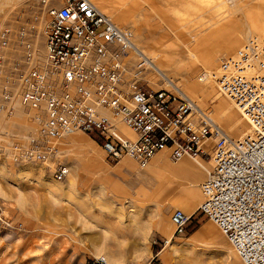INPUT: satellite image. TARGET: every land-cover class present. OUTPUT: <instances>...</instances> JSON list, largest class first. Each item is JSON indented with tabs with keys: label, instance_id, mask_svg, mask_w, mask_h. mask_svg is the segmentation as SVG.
Here are the masks:
<instances>
[{
	"label": "rangeland",
	"instance_id": "374dc122",
	"mask_svg": "<svg viewBox=\"0 0 264 264\" xmlns=\"http://www.w3.org/2000/svg\"><path fill=\"white\" fill-rule=\"evenodd\" d=\"M92 1L115 24L131 31L151 62L198 108L209 111L225 135L231 134L227 125L234 127L232 138L248 131L245 118L208 75L249 37L264 35V0ZM39 10V0H0V31L24 29L41 58L47 18L35 15ZM148 73L155 87L145 80L147 87L173 91L160 75L150 69ZM193 84L203 96L189 91ZM16 108L9 120L0 114V219L22 227L0 221V264H84L98 256L109 264H242L218 227L198 209L203 200L199 185L213 167L208 154L201 157L205 170L187 168L180 174L195 179L198 196L187 230L178 237L170 217L175 209H185L177 202L160 206V225L153 218L159 208L151 197L156 180L148 175L153 162L145 170L127 159L119 161L128 162L124 167L110 163L96 142L75 133L62 140L56 157L69 169L61 181L44 166L12 163L10 144L25 141L32 130L25 112ZM217 110L223 114L221 121L215 117ZM122 130L133 136L126 127ZM184 159L193 162L184 156L178 161L167 158L166 163L178 167ZM171 197L182 199L183 190L165 193L161 202Z\"/></svg>",
	"mask_w": 264,
	"mask_h": 264
},
{
	"label": "built area",
	"instance_id": "2783aa9c",
	"mask_svg": "<svg viewBox=\"0 0 264 264\" xmlns=\"http://www.w3.org/2000/svg\"><path fill=\"white\" fill-rule=\"evenodd\" d=\"M39 6L35 15L47 18L41 58L24 29L0 31V114L11 119L17 102L32 125L25 141L10 144L9 160L44 166L61 181L69 169L56 157L62 140L75 133L95 135L110 163L127 159L139 170L163 150L171 161L208 154L213 167L199 185V211L242 264H264V35L249 37L208 75L248 124L232 139L184 94L147 87V61L131 31L92 0H39ZM208 138L210 154L201 145ZM190 218L172 212L175 236L185 234ZM84 264L109 263L98 256Z\"/></svg>",
	"mask_w": 264,
	"mask_h": 264
},
{
	"label": "crops",
	"instance_id": "0c3cea01",
	"mask_svg": "<svg viewBox=\"0 0 264 264\" xmlns=\"http://www.w3.org/2000/svg\"><path fill=\"white\" fill-rule=\"evenodd\" d=\"M224 46H226V44ZM152 75H153L152 73L147 74V79H148L147 81L150 83L151 87H155L153 82H152V80H154L152 78ZM226 130H228V132L231 133V134L228 133L230 136L231 135L234 136L236 134L233 132L232 129H226ZM127 135L129 137H134L130 134H127ZM85 136L88 139H90L92 142L95 143V141H93V139L90 136H87V135H85ZM210 147L211 146L209 145V149H210ZM154 158L151 161L153 163H152V166L150 169L151 172L149 171L148 175H150L152 178H155V180H156L155 181L156 184L154 185L155 188H154V191H153V194L151 195V197H153V199L155 201H157V204L159 207V208H157L159 210V221L157 223H159V225H160V222L164 218V211H163V209L160 208V206H163L165 204L166 205H169V204L175 205V202H177L178 205L177 204L176 205L178 207H180L181 209L184 208L185 213L188 214V216H191L194 213V211L191 209L192 204L195 202V200H197V196H198L197 191L195 189H193V187H195L194 183H193V181L195 179H193V177L191 178L190 177L191 175H190L189 176L190 179L185 180L184 178H182V176L180 174H181V172H183L187 168H190L192 172H194L197 169L205 170L206 163L203 162V159L194 158V159H192L193 160L192 163L189 160L184 159L181 161V163L179 164L178 167L170 166L169 164L166 163V160L168 158V152H167V154L159 153ZM129 162H131V161H129ZM124 164L128 165V162H119L118 163V165L121 167H124ZM209 172L210 171H207L206 177L208 176ZM177 188H181L183 190L184 197L182 199L177 198L175 201H168L166 199V201L161 202L162 196L165 193H168L170 191H174Z\"/></svg>",
	"mask_w": 264,
	"mask_h": 264
},
{
	"label": "bare ground",
	"instance_id": "6f19581e",
	"mask_svg": "<svg viewBox=\"0 0 264 264\" xmlns=\"http://www.w3.org/2000/svg\"><path fill=\"white\" fill-rule=\"evenodd\" d=\"M131 42H132V44H133V46L138 50V52L140 53V55H142V56H144L145 57V59H146V61H147V68L145 69V71H144V73H143V76L145 75V77H143V79H145L146 81H147V79H146V77H147V69H150L151 71H154L155 73H157L158 74V72H156V70L157 71H159V73L160 74H158V75H160V77H162V80L164 81V83H165V85L167 86V87H169L170 89H172V90H176V91H179L180 93H182V94H184L185 96H187L186 94H185V92L184 91H182L179 87H177L176 85H175V83H173V81L168 77V76H166L160 69H159V65L158 64H155V63H153V62H151V60L147 57V55L135 44V41L134 40H131ZM39 55V54H38ZM204 78H206V76L204 77ZM154 79V78H153ZM203 80V79H202ZM148 82V81H147ZM148 84L150 85V83L148 82ZM203 86V85H202ZM189 91H191L192 92V94H199L200 96H203L204 94L203 93H197V92H201V90H200V88L197 86V85H195V84H193V85H189ZM188 97V96H187ZM189 98V97H188ZM190 99V98H189ZM204 99H205V97H204ZM230 101V100H229ZM233 105H234V103L232 102V101H230ZM16 105H18V106H20L17 102L15 103V106ZM219 105V104H218ZM217 105V106H218ZM235 106V105H234ZM236 107V106H235ZM217 108V107H216ZM237 108V107H236ZM218 109V108H217ZM238 109V108H237ZM215 117L219 120V121H221L222 119H223V117L221 118V117H219V116H223V114H221V113H219L218 112V110H217V112L215 113ZM213 121V120H212ZM213 126L215 127V129H217L218 131H220V133L221 134H223V135H225L222 131H221V129L218 127V125L213 121ZM227 127L229 128V129H232V130H234V127H232V126H230V125H227ZM128 129V128H127ZM235 131V130H234ZM131 133L133 134V132L131 131ZM72 135H74V134H72ZM69 136H71V135H69ZM133 136H134V134H133ZM225 136H227V135H225ZM229 136V135H228ZM227 136V137H228ZM129 137V136H128ZM230 138H232L231 136H229ZM129 138H131V139H135V136L134 137H129ZM232 139H236V138H232ZM212 143H213V140L212 139H205L202 143H201V145L203 146L202 148L204 149V151L205 152H208L207 150H210L211 149V147H212ZM210 145L211 147H210V149H209V147L207 146V145ZM167 150H163V151H161V152H159V153H161V154H167ZM159 153H157L156 155H158ZM155 155V156H156ZM154 156V157H155ZM153 157V158H154ZM152 158V159H153ZM191 159H194V158H200V159H202L200 156H196V157H190ZM155 159V158H154ZM152 161V160H151ZM151 163V162H150ZM150 165V164H149ZM175 200V197H171V198H169L168 199V201H174ZM143 215H144V217L145 216H147V209H144V212H143ZM152 218V217H151ZM153 218L154 219H157L158 221H159V210L157 209L155 212H154V216H153ZM172 243V239L171 238H169V240H168V242H167V244H171Z\"/></svg>",
	"mask_w": 264,
	"mask_h": 264
},
{
	"label": "trees",
	"instance_id": "16d2710c",
	"mask_svg": "<svg viewBox=\"0 0 264 264\" xmlns=\"http://www.w3.org/2000/svg\"><path fill=\"white\" fill-rule=\"evenodd\" d=\"M92 139H93V141H95L97 144H99L100 143V141H99V139L95 136V135H91L90 136ZM191 220V219H190ZM190 222V221H189ZM189 224V223H188ZM187 227H188V225H187ZM187 227H186V230H187ZM155 248H154V250H153V253L156 255L158 252H159V248L157 247V245H156V243H155Z\"/></svg>",
	"mask_w": 264,
	"mask_h": 264
}]
</instances>
